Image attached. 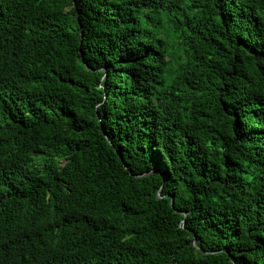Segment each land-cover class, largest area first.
<instances>
[{
	"label": "trees",
	"instance_id": "trees-1",
	"mask_svg": "<svg viewBox=\"0 0 264 264\" xmlns=\"http://www.w3.org/2000/svg\"><path fill=\"white\" fill-rule=\"evenodd\" d=\"M0 264H264V0H0Z\"/></svg>",
	"mask_w": 264,
	"mask_h": 264
},
{
	"label": "water",
	"instance_id": "water-1",
	"mask_svg": "<svg viewBox=\"0 0 264 264\" xmlns=\"http://www.w3.org/2000/svg\"><path fill=\"white\" fill-rule=\"evenodd\" d=\"M158 197H159V194H158ZM171 205H172V202H171ZM195 245V244H194Z\"/></svg>",
	"mask_w": 264,
	"mask_h": 264
}]
</instances>
